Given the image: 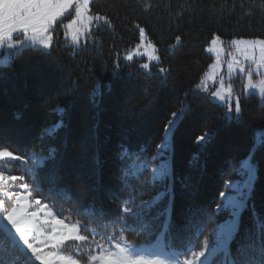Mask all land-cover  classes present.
Segmentation results:
<instances>
[{
  "label": "trees",
  "instance_id": "obj_1",
  "mask_svg": "<svg viewBox=\"0 0 264 264\" xmlns=\"http://www.w3.org/2000/svg\"><path fill=\"white\" fill-rule=\"evenodd\" d=\"M262 3L253 0L93 1V13L108 22L94 26L83 44L74 47L65 43L62 28L57 26L51 50L26 48L12 56L9 62L14 61L13 68L0 74V125L6 129L0 135V147L6 143L19 155L26 145L36 140L38 128L55 125L50 133L52 143L37 150L36 156H49L45 149L53 147L61 154L56 160L49 158L44 167H38L37 160L22 157L18 163L0 164V168L9 170L0 172L15 178L11 187L16 193L28 192L32 199L53 209L62 222L77 225L82 240L87 238L85 246L104 245L105 248L111 240L109 233H94L101 224L112 231L110 221L104 217L114 219L118 214L116 197L121 192L126 197L148 176L151 183L144 199H151L152 203L139 217L129 218L124 226L117 225L123 235L120 244L135 247L163 244L169 253L185 259L179 253L202 241L217 224L238 219V233L231 243L232 256L225 257L221 251L215 257L206 254V258L210 264L212 261L227 264L238 256V247L247 249L251 245L255 251L249 254L258 264L259 244L253 237L264 225V144L257 145L255 161H251L256 168L251 187H245L249 175L241 161L255 144L256 132L264 130V103L257 95H241L242 120L227 121L220 118L224 107L201 89L196 91V86L213 62L206 47L216 35L223 40L264 38V11H252L249 7ZM149 6L151 11H146ZM135 25L149 33L148 39L156 44L161 60L151 67L150 76L140 73L137 62L126 66L129 63L121 60L119 67L123 71L116 77L112 67L115 57L124 55L125 50L139 42ZM160 67L169 69L168 73H160ZM74 83L78 87L72 90ZM53 105L63 110L50 111ZM184 106H187L186 112ZM172 112H180L181 116L164 155L157 161V164H169L172 178L152 177V168L145 172L139 165L146 155L156 154L165 135V125L173 119ZM206 126L213 128V137L199 147L194 136L207 131ZM57 132H60L59 139H56ZM85 142L89 145L86 158L81 155V145ZM127 144L131 150L119 162L126 168L127 179L133 187L125 191L126 186L122 184L118 192L117 152ZM61 157L63 162L58 167ZM32 172L39 176L33 177ZM229 180L235 182L231 190L223 187ZM98 182L103 184V190L96 193L94 188ZM220 191L238 194L242 207L237 216H233L232 208L227 205L217 212L216 204L224 200L219 197ZM124 227L128 230L124 231ZM201 228L204 234L197 239ZM138 231L144 234L138 235ZM209 239L212 241L211 236ZM222 239L223 234L218 233L214 246ZM78 243L68 242L64 251L74 258L76 251L84 254V246L77 249ZM90 257L79 261L88 262ZM0 264L40 263L12 242L0 227Z\"/></svg>",
  "mask_w": 264,
  "mask_h": 264
},
{
  "label": "snow or ice",
  "instance_id": "obj_2",
  "mask_svg": "<svg viewBox=\"0 0 264 264\" xmlns=\"http://www.w3.org/2000/svg\"><path fill=\"white\" fill-rule=\"evenodd\" d=\"M88 4V0L84 3L86 6ZM243 5H241V8L243 9ZM251 7L252 11L256 10H262L264 11V3H262L259 6H249ZM73 8L74 6L68 3V0H6L5 3V10H4V23L5 28L3 31V34L0 35V46H4L2 41L4 39L10 38V42L7 44L8 48L15 47L17 44L12 43L11 41H20L21 35L24 32L25 29H30L33 32V38L39 40L41 37L45 36L47 33L52 32L54 33V29L57 26L63 25V21L65 20L66 16V10ZM146 11H151V7ZM70 15V14H69ZM96 20L105 19L104 17L97 16L95 17ZM88 22H92V18H88ZM108 21L105 19V23ZM76 24V23H75ZM74 24L71 22L69 23V30L71 34V39L74 44H78L80 42L81 35H84L87 37L90 35L87 31V26H85L83 29H77L73 27ZM138 34H139V43L135 46V51H126L125 56L117 55L115 57V62L113 63V74L116 77H119L121 72L123 71L120 67V61L126 60L129 62L126 66H131V64H135L136 57L146 55L149 60L151 61H160L161 57L159 55H156L157 48L155 43H149L148 42V36L149 33L146 31L144 27H140L139 25H135ZM19 33V36H14V34ZM220 36L216 35L211 40V47L207 48V52L212 53L213 51H218L217 45L220 41ZM177 42L180 41V37H176ZM41 43L44 44L45 48L48 50H51L53 44L51 41V38L48 40H41ZM231 45H234L237 47V49H240V46H243V50L247 53L248 51H251L252 53H255L257 47L259 48L260 52V58L257 61L255 56L253 55L251 59L256 64V68L252 69L251 67L248 68H239L240 73H246L248 76V86L253 87L251 84V79L254 72H259L261 67H264V38L261 39H233L231 40ZM143 48L144 52L141 53L140 49ZM50 54L49 52H45V55ZM248 59L249 57H245ZM237 63L235 59L233 62L228 64V71L229 73H232L234 64ZM14 61L12 62H4L3 69H0V74H3L4 70H11L13 68ZM153 65H150L149 63H142L139 64L137 67L141 74H147L151 75V72L149 71L150 68ZM216 65H213V68H215ZM160 73H168L169 69L160 67L158 69ZM211 78V77H209ZM78 87L77 84L72 85V90H75ZM200 85L196 86V91H199ZM227 92V96L222 95V92ZM234 89L231 85L227 87V89L224 88V80L221 79V89L220 91H213L210 93V96L215 99L219 98L221 101H225L224 105V112L221 114L220 118H223L227 121H232L234 118L237 120V122L242 120V114L243 109L240 103L239 98L231 99ZM261 91L264 92V81L261 82ZM187 95V94H185ZM183 104V101L181 102ZM234 105V107L232 106ZM63 109L59 108L58 105H53L50 111L56 112V111H62ZM183 110L187 111V106H184ZM171 116L173 119H169L165 125L164 133L165 135L161 138L160 144H158L156 149V154L145 156L143 163L139 165L140 168H142L145 172L148 168H152V177H159V178H172V173L170 171V166L167 162L159 163L157 164V161L160 160V158L164 155V149L168 147L169 142V135L173 133L174 128L177 126V120L180 119L181 113L180 112H172ZM19 119V117H18ZM47 124L48 122L45 121ZM207 127V131H202L201 134L195 135L194 140L196 144L199 147L205 146L208 142L211 141L213 137V128ZM63 129V124L61 122V131ZM55 130V125L53 127H45V128H38L35 132V138L36 140L32 143L25 146V149L23 152H21L19 155H17L16 151L7 146L5 143V146L0 147V164H9L15 162L21 161L22 157H27L30 160H37L38 161V167H44L46 166L47 160L49 158L56 160V157L58 155H61L59 152V149L56 147L53 148H47L45 149L49 156L41 155L39 157L36 156V151L44 149L45 145L51 144L53 141V137L50 135ZM6 129L0 125V135H3ZM60 132L56 133V139H59ZM38 141L39 143H37ZM258 144H264V138H260L257 140L256 144H253L246 154V158L242 160L241 166L243 168H246L248 170L249 179L245 181V187H251V181L255 176L256 168L253 166L251 161H255L256 158V152H257V145ZM131 150V145L127 144L126 147H122L117 152L118 157V164H117V171H116V185H117V191L119 192V186L125 185V191L129 187H133L127 179L128 172L126 168L121 164L120 158L123 157L128 151ZM89 151V145L85 142L81 145V155L86 158L87 153ZM31 153V155H29ZM140 157H137L139 159ZM63 162V157H61V160L57 162V166L59 167L60 164ZM135 166V165H134ZM0 171L9 172L7 168H0ZM33 177H38L37 172L31 173ZM227 175V173H225ZM56 176H53V179H56ZM62 179V177H59ZM181 182H183V178H181ZM151 183V179L148 176H145L142 181H140L139 185L136 187V190L128 192L127 196L121 192L116 198L119 200V203L117 204V215L113 219L111 216L104 217V219H108L112 226V231L108 230L107 225L101 224L97 228L95 235H102L104 231L109 233V236L111 237V240H109V237L106 236L105 239L109 240L107 243L109 245L108 248H105L104 245L99 246H85L87 238L80 240L77 244V249H79L81 246H84V254H82L80 251L75 252V257L77 260H86L88 259L89 255L91 256V264H164L163 261H157V260H146L142 257H135L129 253L128 248L121 247L120 241L123 239L122 231L117 230V225H126L127 220L129 218L133 217H139L145 208H147L148 205L152 203L151 199L145 200L144 196L147 195V187ZM234 181H227L224 183L223 187L231 190L234 185ZM103 190V184L98 182L95 185L94 191L96 193H99ZM219 197L224 198L223 201L216 204V210L219 212L221 209L226 207L227 204L233 203V198L226 195L225 191L219 192ZM95 199V198H94ZM139 200L140 203L137 204L136 201ZM235 207L236 205L233 204ZM236 213H233V216H236ZM11 219V216L9 217ZM212 217H209V220L211 221ZM71 227V226H69ZM239 229V221L238 219L229 220L226 221L223 224H217L216 228L212 230L208 234V236H205L202 241H200L198 244L193 245L192 247H189L182 252L179 253V255H183L185 259L183 261H180L177 258L174 260V264H210V261L207 257H215L218 252H223L225 257L232 256L231 251V243L234 240L235 236L238 233ZM124 231H127V227L123 228ZM16 231H20V226H16ZM222 233L223 239L219 240L218 245L214 246L213 241L217 240V234ZM144 233L141 231H138V235H143ZM204 234V229L201 228L197 234V239H199L200 235ZM76 235L79 236L80 232L79 230H76ZM53 236H55V233H53ZM209 236L212 237V241H210ZM253 239L259 244V262L258 264H264V225H261L260 231L253 237ZM68 241L67 239H59V240H53L52 243H49L45 245L44 247H47L48 249H51V251L48 253V256L46 259H49L52 261V264H58L60 261H72L74 257L72 255H65L61 254L63 251V247L60 248V251H56L58 247L61 245H64L65 242ZM115 241V247L117 251L111 250L112 242ZM135 247V246H133ZM93 248H95L96 252H99V255L93 254ZM195 248H199L198 251L194 250ZM32 251L36 252L35 245H32ZM41 251V250H40ZM250 251H255L253 246H249L247 249L245 247H238L237 252L238 256L233 257L230 261L227 262V264H257V261L250 256ZM189 253H191V258L189 257ZM42 264V262H41ZM212 264H225V261H212Z\"/></svg>",
  "mask_w": 264,
  "mask_h": 264
},
{
  "label": "rangeland",
  "instance_id": "obj_3",
  "mask_svg": "<svg viewBox=\"0 0 264 264\" xmlns=\"http://www.w3.org/2000/svg\"><path fill=\"white\" fill-rule=\"evenodd\" d=\"M93 1L88 0V4L85 6L84 3L86 0H72L73 8L66 10L65 20L63 21V25L60 26L63 31L62 38L65 43L70 46L79 47L86 41L84 35H81L80 42L78 44H74L71 39V34L69 30V23L74 24V28L83 29L87 26V31L90 34L92 28L94 26L100 25L101 22H105V19L96 20L95 17L100 16L93 13V9L91 7ZM6 0H0V35L3 34L5 23H4V10H5ZM68 3L71 5V0H68ZM70 14V15H69ZM92 18V22H88V18ZM102 17V16H101ZM76 23V24H75ZM55 31V29H54ZM19 33L14 34V36H19ZM51 38L52 44H54V33L49 32L45 36L41 37L39 40L33 38V32L30 29H25L21 35L20 41H11L12 43H16L17 45L12 48H8L7 44L10 42V38L4 39L2 43L4 46H0V66H3L4 62H9L12 56L18 54L22 50L26 48H36L44 51H49L45 48L44 44L41 43V40H48ZM148 39V38H147ZM250 40V39H249ZM258 40V39H257ZM148 42L151 43L148 39ZM139 43V42H138ZM133 45L128 51H135V46ZM211 43L206 47H211ZM218 51H213L212 53L207 52L209 55L213 57V62L209 67L208 71L204 79L201 81L200 89L207 93L212 101L222 105L224 107L225 101L219 100V98L213 99L210 96V93L213 91H220L221 89V79L224 80V88L227 89L229 85L234 89L232 97L229 98L235 99L239 98L241 95H257L261 102L264 103V92L261 91V82L264 81V67H261L259 72H254L251 84L253 87L248 86V76L246 73H240L239 68H248L252 69L256 68V64L253 62L251 57L254 55L256 60L258 61L260 58L259 48L257 47L255 53L248 51L247 53L243 50V46H240L238 50L236 46L231 45V40H223L220 39L217 45ZM140 52L143 53L144 49L141 48ZM126 53L122 56H125ZM156 55L157 52H156ZM249 57L246 59L245 57ZM237 63L233 66L232 73L228 71V64L233 62V60ZM126 63V60H124ZM137 66L142 63H149L150 65H154L159 63V61H151L148 59L146 55L137 56L136 57ZM135 62V63H136ZM213 65H216L213 68ZM151 73V68L149 70ZM211 77V78H209ZM222 95L227 96V92H222ZM234 107V105H232ZM178 121V120H177ZM13 130H10L12 133ZM16 138V137H15ZM264 138V130H258L256 132L255 144L258 139ZM171 141V134L169 135V143ZM245 159V158H244ZM242 162V161H241ZM254 166V165H253ZM255 167V166H254ZM246 169V168H245ZM247 170V169H246ZM256 175V171H255ZM255 178V176H254ZM253 178V179H254ZM252 179V180H253ZM15 181V178L9 177L8 174L5 175L0 172V227L8 233L12 241L19 245L27 255L33 259L34 261L41 264H52V261L46 259L48 253L51 249L44 247L45 245L52 243L53 240L59 239H67L64 245H61L56 251H60V248L63 247V251L61 254L71 255L64 251V246L71 241H80L82 240L81 234L79 236L76 235V230H79V227L74 224L65 223L60 221H56L58 217L53 209L48 207L45 203H37L34 199L31 198L28 192H18L12 189L11 185ZM3 188V189H2ZM242 193L243 191L240 190ZM240 193V194H241ZM227 195V194H226ZM233 198L232 204H227V206L231 207L233 213H238L241 210V200H239V196L237 195H227ZM233 204L236 206L234 207ZM236 215V216H237ZM11 216V219L9 217ZM20 226V231H16V226ZM71 226V227H69ZM55 233V236H53ZM32 245H35L36 252L32 251ZM121 247H126L129 250V253L135 257H142L146 260H157L163 261L164 264H174L175 258L178 257L180 261H183L180 256L170 254L168 251L166 256L159 255V252L153 253L151 252V246H143V247H133L126 243H121ZM108 248V247H107ZM41 250V251H40ZM112 251H117L115 244L111 246ZM157 251V250H156ZM160 251H163L162 249ZM95 255H99V252L94 253ZM58 264H91L90 260L86 263H81L76 258L72 261H60Z\"/></svg>",
  "mask_w": 264,
  "mask_h": 264
},
{
  "label": "water",
  "instance_id": "obj_4",
  "mask_svg": "<svg viewBox=\"0 0 264 264\" xmlns=\"http://www.w3.org/2000/svg\"><path fill=\"white\" fill-rule=\"evenodd\" d=\"M253 1H262L263 2L264 0H253Z\"/></svg>",
  "mask_w": 264,
  "mask_h": 264
}]
</instances>
